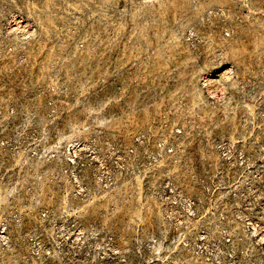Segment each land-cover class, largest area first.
Wrapping results in <instances>:
<instances>
[{
	"label": "rangeland",
	"instance_id": "1",
	"mask_svg": "<svg viewBox=\"0 0 264 264\" xmlns=\"http://www.w3.org/2000/svg\"><path fill=\"white\" fill-rule=\"evenodd\" d=\"M0 264H264V0H0Z\"/></svg>",
	"mask_w": 264,
	"mask_h": 264
}]
</instances>
